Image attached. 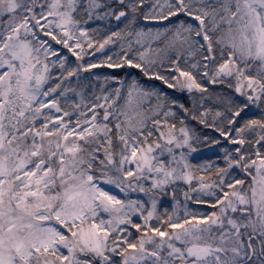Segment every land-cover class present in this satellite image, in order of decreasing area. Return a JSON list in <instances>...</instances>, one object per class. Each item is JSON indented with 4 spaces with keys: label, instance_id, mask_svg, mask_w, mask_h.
Masks as SVG:
<instances>
[{
    "label": "snow or ice",
    "instance_id": "obj_1",
    "mask_svg": "<svg viewBox=\"0 0 264 264\" xmlns=\"http://www.w3.org/2000/svg\"><path fill=\"white\" fill-rule=\"evenodd\" d=\"M0 264H264V0H0Z\"/></svg>",
    "mask_w": 264,
    "mask_h": 264
},
{
    "label": "trees",
    "instance_id": "obj_2",
    "mask_svg": "<svg viewBox=\"0 0 264 264\" xmlns=\"http://www.w3.org/2000/svg\"><path fill=\"white\" fill-rule=\"evenodd\" d=\"M96 24H101L103 26H107V21H100V20H96L94 23L90 22L89 23V27L92 28V27H95ZM102 38V36L100 37ZM110 47V46H109ZM87 59V58H86ZM96 72H99L101 74H104V73H107V72H113L114 70L112 69H109L107 68L106 66H101L100 68L96 69L95 70ZM123 74V73H121ZM97 89L99 90V85H97ZM205 134H208V131L207 129H205ZM202 149V148H201ZM215 153V154H219V150L218 149H214L211 153H209L207 156H205L206 159H211L212 158V154ZM201 159H204V157L202 158V155H201Z\"/></svg>",
    "mask_w": 264,
    "mask_h": 264
},
{
    "label": "rangeland",
    "instance_id": "obj_3",
    "mask_svg": "<svg viewBox=\"0 0 264 264\" xmlns=\"http://www.w3.org/2000/svg\"><path fill=\"white\" fill-rule=\"evenodd\" d=\"M214 149H215V147H209L207 150L201 149V148L198 150L201 152L202 158L204 157V159H206L205 156H207L209 153H211ZM164 206L165 205H161V207H164Z\"/></svg>",
    "mask_w": 264,
    "mask_h": 264
}]
</instances>
